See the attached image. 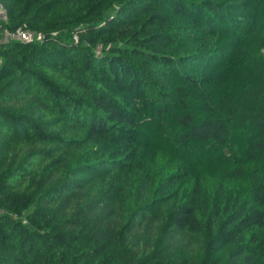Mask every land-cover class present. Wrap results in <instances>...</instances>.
Here are the masks:
<instances>
[{"label":"trees","instance_id":"obj_1","mask_svg":"<svg viewBox=\"0 0 264 264\" xmlns=\"http://www.w3.org/2000/svg\"><path fill=\"white\" fill-rule=\"evenodd\" d=\"M0 264H264V0H2Z\"/></svg>","mask_w":264,"mask_h":264},{"label":"built area","instance_id":"obj_2","mask_svg":"<svg viewBox=\"0 0 264 264\" xmlns=\"http://www.w3.org/2000/svg\"><path fill=\"white\" fill-rule=\"evenodd\" d=\"M9 20L8 9L4 5L3 1L0 0V36H4L6 41L20 40L32 42L34 40H40L41 35H36L30 30L24 28H18L15 31H11L5 27Z\"/></svg>","mask_w":264,"mask_h":264},{"label":"rangeland","instance_id":"obj_3","mask_svg":"<svg viewBox=\"0 0 264 264\" xmlns=\"http://www.w3.org/2000/svg\"><path fill=\"white\" fill-rule=\"evenodd\" d=\"M4 39H5V37L4 36H2Z\"/></svg>","mask_w":264,"mask_h":264}]
</instances>
